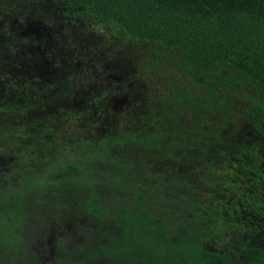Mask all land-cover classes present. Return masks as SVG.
I'll use <instances>...</instances> for the list:
<instances>
[{"label": "trees", "instance_id": "1", "mask_svg": "<svg viewBox=\"0 0 264 264\" xmlns=\"http://www.w3.org/2000/svg\"><path fill=\"white\" fill-rule=\"evenodd\" d=\"M40 10L54 26L72 21L80 45L98 28L90 44L129 40L145 54L111 81L119 91L103 84L91 100L95 123L89 110L72 115L76 138L56 115H34L69 95L76 73L0 88V150L14 158L0 170V264H35L36 206L47 196L51 210L67 194L96 230L76 260L51 264H264V0H0L17 23ZM48 27L32 36L42 51ZM143 59L166 67L167 80H147ZM30 68L25 78L38 75Z\"/></svg>", "mask_w": 264, "mask_h": 264}, {"label": "rangeland", "instance_id": "2", "mask_svg": "<svg viewBox=\"0 0 264 264\" xmlns=\"http://www.w3.org/2000/svg\"><path fill=\"white\" fill-rule=\"evenodd\" d=\"M40 12L39 15L31 17L26 16L25 13L21 12L20 14L23 19L22 23H17L13 20L14 15L17 17L16 14L12 15V13L5 14L4 12H1L0 29L4 28V30L0 32V72L4 71L6 74L0 76V88H6L12 83L14 87H16L17 84H20L21 87L26 89L29 82L34 83V81L39 78H41L39 82L45 80L47 82V78L51 76L50 72L52 73V76H56L57 72L65 74V69L67 68L73 74L76 73L77 77L67 83L70 84L68 90L69 95L64 96L63 99H55L52 104H48L49 111L56 115L59 118V121H63L64 129H62L61 134H64V130H66L70 134L69 138H74L76 135V131H73L72 127L74 123L66 117H62L66 110L61 111L60 108L72 104V107L74 108L73 110H89V113L86 114V116L90 117V111L94 110L90 106V102L100 95L99 92L102 85H108V87H106L107 90L113 88L119 91L118 88L111 85V81L116 79V77L122 73L129 74L133 71V63L130 56L138 54V56L144 58L145 49L144 46H137L133 41L122 40L118 43L112 39H110L111 43L107 47L98 48L95 44H90V37H95L99 30L98 28L90 27L88 30H85L84 35L86 36V39L83 44L80 45V38L72 30L74 27L72 21H66L65 25L61 24L60 26L62 27H57L44 18V14L47 13L41 10ZM42 24L47 27L49 26L48 29H51L52 27V35H50V38L53 42L52 44L49 42L50 46L46 51H42L40 48L41 43L36 37H32L33 35H37V32L43 34V32L39 30L45 27ZM102 33L104 32L102 31ZM59 34L60 36H58ZM32 38L36 39V42ZM5 43L11 46L6 47ZM59 46L65 49L60 51ZM88 49H90V51ZM103 50L111 53L110 58L102 59L97 68L91 67L90 62L88 61L90 55H101ZM30 57H32L33 60L39 61V65L37 64L35 67V70L38 71L36 72L38 75L25 78L26 75H24V72H26V69H29L31 63H33ZM68 57H71L70 61H68ZM24 60H27L28 67H23V65H26V61ZM54 60L59 64H64L65 68L61 71H58V69L54 70L57 68L53 67L55 65ZM114 61L118 62V64H122L124 69H118L116 67L118 64L113 66ZM10 65H18L16 68L20 72H13ZM139 66L140 68L147 70V80L161 82L160 76H165L166 80L168 78L167 74L163 73L168 70L166 67H147L144 63V59ZM44 68L49 70L48 77ZM30 69L32 70L34 68L31 67ZM138 79L140 78H136V80ZM70 97L72 98L71 100H69ZM120 98L121 97H119V99ZM73 110L72 112H74ZM42 114H45V112H41V109H37L34 112V115L42 116ZM90 122L95 123L93 117H90ZM99 133L102 134V132ZM87 136H90V134H87ZM68 141H71V139H68ZM1 146L3 145L0 143V147ZM5 151L6 152L0 150V168L8 170L7 168L13 164V151L12 149L10 150V148ZM42 159L46 160L45 158ZM74 218L75 216H71L66 222H77Z\"/></svg>", "mask_w": 264, "mask_h": 264}, {"label": "flooded vegetation", "instance_id": "3", "mask_svg": "<svg viewBox=\"0 0 264 264\" xmlns=\"http://www.w3.org/2000/svg\"><path fill=\"white\" fill-rule=\"evenodd\" d=\"M27 61V60H24ZM18 65H10L12 68L13 72H20L16 67ZM37 65H33L32 70L33 72L35 71V67ZM23 67H28L27 64L23 65ZM2 71L1 73H3ZM28 72V69H26V74ZM34 77V76H32ZM41 79V78H39ZM48 81V78H47ZM46 82L41 81L39 82ZM15 84V83H14ZM41 85V84H40ZM21 86L18 84L16 87L13 86L11 83L10 86H8L7 89H10V94H13L14 92H18V87ZM119 97H121L119 99ZM119 97H113L109 98L110 102L112 103V109L116 110L117 108H121L123 104L126 103L125 98L121 95ZM14 95L11 96L10 100H12ZM52 104V103H51ZM117 104V106H116ZM92 108L93 106L90 105ZM41 111H45L47 114H50L54 116L52 112L49 111L48 109V104L42 106ZM74 108L72 107V104L67 105L66 107H61V111H65V114L62 117H66L71 121V117L73 118V114L80 112L78 109L73 110ZM72 110L74 113H72ZM85 110V109H83ZM97 111V110H96ZM93 115L96 116V112L92 111ZM67 114V115H66ZM88 121H90V117H87ZM74 119V118H73ZM60 125L63 126V121H60ZM75 126V124L73 125ZM72 126V127H73ZM74 128V127H73ZM90 131H87L85 133H89ZM77 137V134L75 135V138ZM39 158H43L42 156H38ZM90 169V164H88L87 168L85 171ZM2 171H7L4 168H0ZM75 177H79L78 172H74ZM84 174V171H83ZM83 176V175H82ZM90 179H87L86 186L90 187ZM46 196V195H44ZM76 197L67 194L61 196L59 200V205L54 206V208H51V210L47 207L48 203H53L51 199H49L46 196L47 203L45 204H37L36 208L39 209L40 214L42 215V221L44 229L40 230L35 234L33 237V249L34 256L37 258V261L35 264H51L54 262V259H59V261H63L65 257H71V260H76L75 257L77 256V252H75L76 248L79 247L80 245L84 244L85 242H88L90 240V236L93 235L94 230L96 228L93 226L94 221L88 217H80L77 215V211L75 212L77 206H76ZM54 204V203H53ZM40 205V206H39ZM71 216H75V220L77 222H66L68 218ZM40 218V219H41ZM39 220V219H38ZM36 220L35 223H39L41 221ZM92 225V227L90 226ZM90 243V241H89ZM36 254V255H35ZM65 264H70L69 262H65Z\"/></svg>", "mask_w": 264, "mask_h": 264}]
</instances>
